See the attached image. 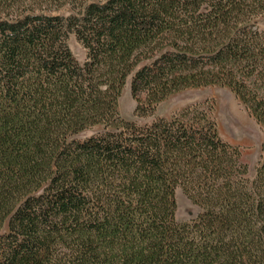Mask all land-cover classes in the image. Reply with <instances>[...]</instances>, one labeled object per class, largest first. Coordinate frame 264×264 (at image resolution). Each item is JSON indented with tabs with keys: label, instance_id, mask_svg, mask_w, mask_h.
Returning a JSON list of instances; mask_svg holds the SVG:
<instances>
[{
	"label": "trees",
	"instance_id": "16d2710c",
	"mask_svg": "<svg viewBox=\"0 0 264 264\" xmlns=\"http://www.w3.org/2000/svg\"><path fill=\"white\" fill-rule=\"evenodd\" d=\"M263 16L264 0H0V264H264V141L251 176L208 102L158 112L224 87L264 129Z\"/></svg>",
	"mask_w": 264,
	"mask_h": 264
},
{
	"label": "rangeland",
	"instance_id": "374dc122",
	"mask_svg": "<svg viewBox=\"0 0 264 264\" xmlns=\"http://www.w3.org/2000/svg\"><path fill=\"white\" fill-rule=\"evenodd\" d=\"M68 45L74 56L83 62L86 58V51L75 35L71 34L68 37ZM204 102H208L212 108L221 138L238 145L243 150V161L249 164L250 173L253 176L254 168L260 159V145L264 141V129L230 89L224 87L187 89L164 101L159 106L158 112L170 118L188 106ZM135 107L136 103L131 96L130 80H128L120 98L121 115L129 120L137 119L134 114ZM190 209V203L179 195L178 217L185 219Z\"/></svg>",
	"mask_w": 264,
	"mask_h": 264
}]
</instances>
